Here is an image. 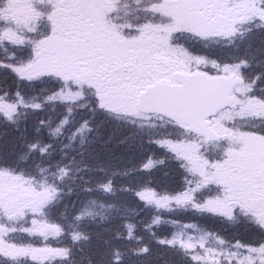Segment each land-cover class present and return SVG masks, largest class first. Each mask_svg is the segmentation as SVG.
Returning a JSON list of instances; mask_svg holds the SVG:
<instances>
[{"label": "snow or ice", "instance_id": "6c2138e0", "mask_svg": "<svg viewBox=\"0 0 264 264\" xmlns=\"http://www.w3.org/2000/svg\"><path fill=\"white\" fill-rule=\"evenodd\" d=\"M0 264H264V0H0Z\"/></svg>", "mask_w": 264, "mask_h": 264}]
</instances>
